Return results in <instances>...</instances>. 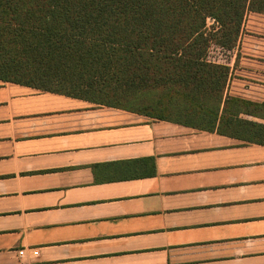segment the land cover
Masks as SVG:
<instances>
[{"label": "crops", "instance_id": "0c3cea01", "mask_svg": "<svg viewBox=\"0 0 264 264\" xmlns=\"http://www.w3.org/2000/svg\"><path fill=\"white\" fill-rule=\"evenodd\" d=\"M225 52L213 114L0 78V264H264V15Z\"/></svg>", "mask_w": 264, "mask_h": 264}, {"label": "trees", "instance_id": "16d2710c", "mask_svg": "<svg viewBox=\"0 0 264 264\" xmlns=\"http://www.w3.org/2000/svg\"><path fill=\"white\" fill-rule=\"evenodd\" d=\"M248 13L264 15V0H0V78L32 69L75 97L213 114L210 78L229 69L211 46L233 50ZM255 135L264 145V127Z\"/></svg>", "mask_w": 264, "mask_h": 264}, {"label": "rangeland", "instance_id": "374dc122", "mask_svg": "<svg viewBox=\"0 0 264 264\" xmlns=\"http://www.w3.org/2000/svg\"><path fill=\"white\" fill-rule=\"evenodd\" d=\"M250 14V13H248ZM214 29L215 27H213V23L209 21V24H208V33L211 34L214 32ZM242 31V30H241ZM241 34V33H240ZM240 37V36H239ZM239 41V39H238ZM238 43V42H237ZM237 45V44H236ZM236 47V46H235ZM226 50H223V51H220V48L212 45L211 46V49H210V52H209V55L213 58H216V57H221V56H231L229 53L225 52Z\"/></svg>", "mask_w": 264, "mask_h": 264}, {"label": "built area", "instance_id": "2783aa9c", "mask_svg": "<svg viewBox=\"0 0 264 264\" xmlns=\"http://www.w3.org/2000/svg\"><path fill=\"white\" fill-rule=\"evenodd\" d=\"M247 16V15H246Z\"/></svg>", "mask_w": 264, "mask_h": 264}]
</instances>
